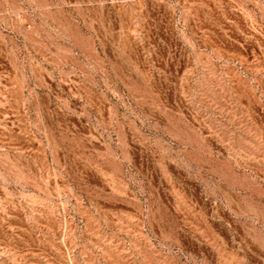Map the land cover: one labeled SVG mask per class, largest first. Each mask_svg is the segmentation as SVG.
<instances>
[{"label":"rangeland","instance_id":"1","mask_svg":"<svg viewBox=\"0 0 264 264\" xmlns=\"http://www.w3.org/2000/svg\"><path fill=\"white\" fill-rule=\"evenodd\" d=\"M0 264H264V0H0Z\"/></svg>","mask_w":264,"mask_h":264}]
</instances>
